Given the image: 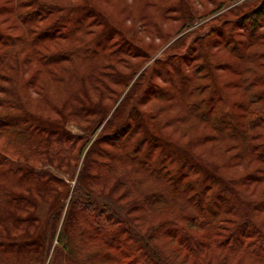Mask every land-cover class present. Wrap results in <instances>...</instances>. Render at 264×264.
<instances>
[{
	"label": "rangeland",
	"instance_id": "rangeland-1",
	"mask_svg": "<svg viewBox=\"0 0 264 264\" xmlns=\"http://www.w3.org/2000/svg\"><path fill=\"white\" fill-rule=\"evenodd\" d=\"M5 1L0 0V3ZM64 1L78 3L75 8L85 7L91 2L101 13V18L87 17L86 8L76 10L69 15L71 18L76 16L78 23L72 25L64 18L51 32L55 39H46L41 48L49 52L59 51L90 40L97 41L96 46L90 47L85 59L78 63L67 58L43 66L36 56H30L21 67L20 81L23 84L20 83V91L30 109L42 112L49 120L61 117L67 128L75 133H81L83 128L92 132L90 125L101 117L92 112L97 105L108 108L107 117L104 125L94 133L81 159L70 169L65 165L62 169L55 168L51 159L49 162L52 165H46L49 159L28 156L34 166L50 169L66 180L70 190L64 205L54 202L56 194L61 191L45 194L36 188L33 180L19 183L16 179L12 183L13 190L29 196L36 203L28 209L22 204L21 209L12 210H16L21 217L37 212L38 224H46L47 213L57 208L56 213L61 212L59 225L63 227L70 195L82 172L88 147L104 132L115 130L120 120L119 129L130 124L128 131L125 130L127 134L110 139V143L102 142L100 153L96 155L101 162L95 163L94 171L101 179L108 180L109 185L91 183L87 178L92 171L90 164L86 167V180L90 186L97 192L112 193L118 204L133 202L135 206L130 215L139 219L137 221L145 229L155 222L172 220L173 224L160 230V237L155 239L171 264H264V246L258 243V232H254L255 237H247L252 233L247 226L240 230V240L248 247L254 244L251 248L255 250V255L244 251V248H235L233 241H226L224 247L216 245L218 235H230V230L245 220L228 212L235 205L230 204V194L226 192L230 189L228 183L241 200L250 203L247 210L259 231L264 233V151L260 148L264 143V122H256L249 128V140L257 145L254 150L248 149V136L244 135L246 121L254 109L264 108V12L254 13L251 18L245 16L262 0ZM22 4L28 6L30 2ZM62 11L42 12L39 23L48 27L55 17L67 13ZM14 19L10 13H0V30L8 29ZM209 29L214 33L206 35ZM216 29H221L224 34L220 36L221 31ZM227 36L231 41H226ZM212 37L216 42L205 51L202 46L206 41L204 39ZM30 51L29 48H22V58ZM182 53L186 55L181 57ZM168 56L172 58L171 64L184 61L183 73L178 63L176 69L164 64V58ZM152 67L159 72L154 80L151 78L147 83L150 78L147 70ZM118 74L124 78L125 81L121 80L123 84L117 82ZM0 76L5 78L1 81L7 86L15 82L11 77ZM139 82L143 87L133 90L124 102L130 87ZM175 85L180 87L179 90ZM146 89L148 91L143 94ZM217 89L228 96L229 116L223 113L228 103H224L225 99L223 101ZM179 91L184 94L181 96ZM140 92L143 96L138 108L152 129L150 136L147 128L137 125L133 117L124 120V116L115 114L122 104L126 109L131 103V96L137 97ZM79 107H82V118L73 114ZM234 116L237 118L235 121ZM111 118L117 120L111 121ZM42 134L47 138L40 131ZM48 136L51 140L52 135ZM158 136L177 147H185L192 156L177 154L175 149L162 144ZM102 146L111 151V155H105ZM16 206V203H11L9 207ZM199 216L209 228L200 225ZM215 221L224 222L222 232L212 235L213 247L201 256L202 261H198L195 255L186 257V245L190 241L186 240L190 237L188 234L198 235L206 241L204 235L212 232L211 226ZM25 224H7L0 228V232L7 230L11 232L7 237L22 239L28 236V232L24 233ZM186 226L190 232L184 234L182 228ZM48 228L45 234L51 238L52 231L50 233ZM30 231L34 233L35 227ZM70 236L77 247L87 245L88 253L96 244L90 242L85 231L78 233L70 230ZM122 239L123 247L111 248L115 262L100 257L94 261L95 264H136L138 258L132 259L133 251L125 246L127 237ZM53 243L58 244V241L54 238ZM100 244L101 250L109 248ZM231 247L235 249L233 252H230ZM51 249L45 264L51 258Z\"/></svg>",
	"mask_w": 264,
	"mask_h": 264
},
{
	"label": "trees",
	"instance_id": "trees-1",
	"mask_svg": "<svg viewBox=\"0 0 264 264\" xmlns=\"http://www.w3.org/2000/svg\"><path fill=\"white\" fill-rule=\"evenodd\" d=\"M5 2L6 3H3L4 5L0 3V13H10L15 19L8 29L0 30V75L11 77L12 80L15 79L16 84L14 82L12 86H7L1 81L5 80V78L0 76V108H2V110H0V228L7 224L20 226L26 223L23 229L25 230L24 233L28 232V236H24L25 238L22 239H11L7 237L11 232L7 230L0 232V264H45L51 248L53 253L47 264H58V262H63V264H95L94 261L100 259V257L104 260L115 262V255H113L111 248L116 249L117 247L119 248L120 245L122 246L124 244V238L122 239L123 236L127 237V240H125L126 248L133 251V255L130 257H132V259L134 257L138 258L136 264H171L172 262L169 261L168 256L164 254L156 244L155 239L160 237V230L164 229V227L168 228L173 224L172 220L166 219L161 223H159L160 221L158 223L155 222L150 228L145 229L143 225L137 221L139 219H133L130 215V210L135 206L133 202L129 201L118 204L117 202L119 201L113 197L112 193L97 192L86 180V167L91 164V175H87L91 183L103 186L109 185L108 180L101 179L99 173L94 171L96 170L95 163L101 162L96 155L100 153L99 146L103 145L101 144L102 142L106 143L120 134H127L126 131H128L130 124L119 129L120 120L116 123L115 130L104 132V134L94 140L88 147L84 166L81 170L82 172H80L76 185L73 187L72 194L70 195L68 213L66 214V222H64L63 227L61 226L60 228L59 225L61 212L56 213L57 208L47 213L46 224H38L37 221L39 217L36 214L37 212L21 217L18 216L16 210H12L13 208L21 209L22 204H25V207H27L26 209H28V207L36 203V201L29 196L17 194L13 190L14 187L12 183L16 179H18L17 181L19 183L33 180L34 184L37 185L36 188L45 194L61 191L60 194H56L58 196L54 202L56 205L65 204L70 190V188L69 190L67 188L66 180L56 176L54 171L50 169L34 166L33 161L31 163L28 160V156L31 158L37 155L46 160L49 159L48 162L46 161V165H52L50 163L52 160L55 168L62 169L63 165H65L67 169H70L73 167L72 164H75L81 159L82 153L85 151L89 142H91L94 133L104 125L108 108L99 104L95 110H92V112L94 111L98 116H101L98 119L96 118V122L94 121V123L90 125L92 132H87L83 128L84 131L81 133H75L67 128L64 121L61 120V117L49 120L48 118H44L42 112L30 109L20 91L23 84V82L20 81V79L22 80V74L20 73L21 67L24 60H29V58H31L30 56H36L38 61L43 62V66L44 64L47 66L49 63L55 64L67 58H70L74 63H78L85 59L87 51L94 44V46H96L97 41L90 40L81 45H74L66 49L64 48L52 52L42 49L41 46L46 39H55L56 36H52L51 32L55 30L58 24H60V21H63L64 18L68 23H72V25L78 23V18H76V16L71 18V15H69L77 12L76 10L86 8V12L88 11L87 13L89 15L87 17L93 16L101 18V13L95 6L90 4L91 2L89 1V5L87 4L85 7L76 6V8L74 6L78 3H69L64 0H24L23 2L21 0H7ZM24 2H30V4L25 6L22 4ZM23 6H25L24 9L22 8ZM181 7L183 8L184 6L182 5ZM53 10H63L67 13L55 17L48 27H42L38 18L42 15V12ZM183 11L188 13L186 8H183ZM257 12H264V0L254 7L253 10L246 12L245 16L251 18L253 14ZM218 30L219 32L221 31V29H216L215 31ZM212 31V29H209L205 34H211ZM117 32L118 31L115 33ZM75 34H77V32H75ZM223 34L224 33L221 31L219 35L222 36ZM229 37L230 36H227L226 41H231ZM122 39L124 40V38ZM204 40L206 41L202 46L205 51L208 50L209 45H213V43L216 42L214 37ZM22 48L31 49L28 55L23 58L21 55ZM31 53H34V55H30ZM176 54L180 55L179 53ZM184 55L186 54L182 53L181 57H184ZM170 56L164 58V64L167 67L172 66L173 69H176V66L179 64V69L182 70L184 61L181 60L182 62L180 63H175L174 61V64H171L172 58ZM148 71L150 73V78L147 83L152 80L151 78L154 80V77L157 76L159 72L154 67L147 70V72ZM183 71L184 70H182V73ZM82 78L83 77H81V79ZM116 80H118L117 82L120 84H123L125 81L119 74L116 75ZM20 83L22 84L20 85ZM139 84L130 87L128 94H125L124 102H126V96L132 95L131 92L133 90L143 87L141 82H139ZM148 87L149 86H147V89ZM175 88L179 90L180 87L175 85ZM147 89L142 91L143 94L148 91ZM142 92H140L137 97H135L136 95L131 96L130 105L127 106L126 109L123 104L120 105L115 114L124 116V120H126L125 118L128 119L129 117H133L137 125L147 128V133L150 136L152 135V129L148 126V120L138 108V104L143 96V94H141ZM179 92L181 96L184 94L183 91ZM217 92L221 95L223 101L225 99L224 103H228V107H224L223 113L229 116L230 111L228 110L230 109V101L228 96L226 94L224 95L223 91L220 89H217ZM81 108L82 107L78 108L77 111L79 112L76 111V113H73L79 118H82L83 115L82 111H80ZM234 117V121L237 120V118ZM109 120L114 121L117 119L111 118ZM259 121L264 122V108L254 109L252 115L246 121V133L244 134L246 137L249 134L251 125ZM235 124L233 125L236 126ZM131 128H134V126L131 125ZM40 131H42L44 135L46 134L45 136H47V138H45L43 134L40 135ZM48 135H52L51 140L48 138ZM49 140L50 143H48ZM158 140L165 146L171 147L172 150L175 149L177 154L181 156L185 154L192 156L188 149L180 146L177 147L176 144L173 143V145L162 136H158ZM256 146L255 143L250 142L248 136V149L254 150ZM260 148L264 151V143ZM104 151L105 155H111V151H108L105 147H103V152ZM94 155L95 157H93ZM118 160L121 159L118 158ZM19 174L22 176H17ZM228 188L230 189L226 190V192L230 194V204L235 203L234 207L228 210V212L238 219L241 218L245 220L244 223L240 222V224H237L238 226L236 225L234 229L230 230V235H218V242L216 245L218 247H224L226 241H233L235 242L233 245L235 248L236 246L244 248V251L251 252V254L255 255V250L251 248L254 244L248 247L246 242L240 240L239 232L244 226L252 230V233L246 235L249 238L255 237L254 232H258L256 237L258 238V243L262 245V247L264 246V233L259 231L258 225L252 219L251 213L247 210L249 202L247 200H241L242 198L229 183ZM63 194H65L64 197H61ZM11 203H16L17 206L11 208L9 207ZM8 208L10 209L8 210ZM202 215H205V212H202ZM199 217L201 220L200 225L205 229L209 228L208 223L202 219V216ZM68 219H70L69 222ZM222 225H224V222H213L211 226L212 232H206L204 235L206 241H202L198 235L189 233V227H183L182 230L184 234L189 233L188 235L190 236L186 239L188 241L190 240L186 245V257L195 255L198 261H202L201 256L206 255L207 250L213 247L211 244L212 235L216 236L219 232L221 233ZM34 227L35 232L31 233L30 228ZM48 227H50V229ZM47 228L50 233L52 231L51 238L45 234ZM70 230L78 233L85 231L88 234L90 242H96V244L91 247V253H88L87 245L83 244L77 247L74 239L70 236ZM54 238L58 241V244L53 243ZM100 243L107 245L109 248L101 250ZM47 245H49V247ZM234 250L235 249L231 247L230 252Z\"/></svg>",
	"mask_w": 264,
	"mask_h": 264
}]
</instances>
